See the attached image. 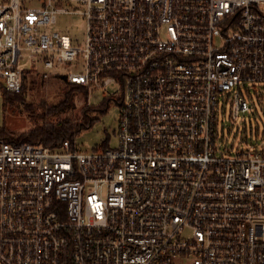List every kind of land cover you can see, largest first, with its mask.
<instances>
[{
    "label": "built area",
    "instance_id": "built-area-1",
    "mask_svg": "<svg viewBox=\"0 0 264 264\" xmlns=\"http://www.w3.org/2000/svg\"><path fill=\"white\" fill-rule=\"evenodd\" d=\"M39 66L119 104L118 146L0 138V264H264V148L218 131L264 88V0H0V88Z\"/></svg>",
    "mask_w": 264,
    "mask_h": 264
},
{
    "label": "rangeland",
    "instance_id": "rangeland-1",
    "mask_svg": "<svg viewBox=\"0 0 264 264\" xmlns=\"http://www.w3.org/2000/svg\"><path fill=\"white\" fill-rule=\"evenodd\" d=\"M85 19L82 16L75 15H59L57 24L50 27V31L60 32L61 34H76L80 43L83 42L85 36ZM79 72L82 69L78 70ZM38 89L32 97L28 98V102L34 101L37 104L39 111L42 108L55 105L58 101V94L62 89V85L51 77L40 78L43 73V68L39 66L38 71ZM0 84L2 81L0 80ZM1 86V85H0ZM252 98H248L245 94L247 102L251 107V112L246 115H241L237 120H233L228 109L225 114H221L218 120V131L223 136V144L234 146V148L246 147L254 145L258 149L264 148V88L251 87ZM76 110L72 116L79 119L81 109L84 106V101L81 96H78ZM109 98L104 91L97 89L90 94L89 104L99 106ZM8 96L0 88V127H8L14 132L26 131L30 127V121L26 114L21 113V102L13 99L7 103ZM44 100L45 102H42ZM27 102V101H26ZM49 102V103H48ZM7 103V104H6ZM43 103V104H42ZM39 104V105H38ZM120 106L116 101L110 102L105 114L93 113L92 117L98 120L94 125L87 130L80 132L74 137V142L81 153H91L96 148L108 146L116 148L118 146V128H119ZM64 116L53 115L51 120L55 121Z\"/></svg>",
    "mask_w": 264,
    "mask_h": 264
},
{
    "label": "trees",
    "instance_id": "trees-1",
    "mask_svg": "<svg viewBox=\"0 0 264 264\" xmlns=\"http://www.w3.org/2000/svg\"><path fill=\"white\" fill-rule=\"evenodd\" d=\"M38 72L25 71L23 73L22 85L20 92L8 94L7 103L10 100H19L21 103V113L26 114L30 121V127L26 131L14 132L10 128L0 127V138L13 143H29L35 146H42L52 151L58 150L65 141L74 143V137L80 132L90 129L98 120L93 118V113L105 114L111 99H107L103 104L94 106L89 104L90 91L87 87L70 83L65 75L54 74L50 77L62 85L58 94V101L52 107H44L39 111L34 101H29L34 92L38 89ZM41 82H44L43 76L40 75ZM84 101L81 109V116L77 120L72 114L77 107L78 96ZM27 101V102H26ZM11 102V101H10ZM42 102H45L42 100ZM6 103V104H7ZM49 103V102H48ZM43 104V103H42ZM39 105V104H38ZM53 115L64 116L55 121L50 117ZM104 147H108L107 145Z\"/></svg>",
    "mask_w": 264,
    "mask_h": 264
}]
</instances>
